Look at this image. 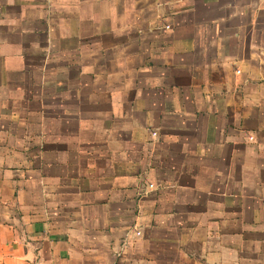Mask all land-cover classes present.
I'll return each mask as SVG.
<instances>
[{"label": "crops", "instance_id": "0c3cea01", "mask_svg": "<svg viewBox=\"0 0 264 264\" xmlns=\"http://www.w3.org/2000/svg\"><path fill=\"white\" fill-rule=\"evenodd\" d=\"M0 264H264V0H0Z\"/></svg>", "mask_w": 264, "mask_h": 264}, {"label": "built area", "instance_id": "2783aa9c", "mask_svg": "<svg viewBox=\"0 0 264 264\" xmlns=\"http://www.w3.org/2000/svg\"><path fill=\"white\" fill-rule=\"evenodd\" d=\"M148 187L152 188V187H153V185H152V184H148Z\"/></svg>", "mask_w": 264, "mask_h": 264}]
</instances>
